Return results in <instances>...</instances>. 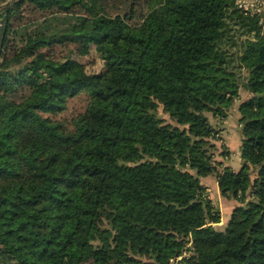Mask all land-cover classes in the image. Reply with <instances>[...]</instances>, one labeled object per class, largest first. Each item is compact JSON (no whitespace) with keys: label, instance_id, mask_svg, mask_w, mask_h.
Returning a JSON list of instances; mask_svg holds the SVG:
<instances>
[{"label":"trees","instance_id":"trees-1","mask_svg":"<svg viewBox=\"0 0 264 264\" xmlns=\"http://www.w3.org/2000/svg\"><path fill=\"white\" fill-rule=\"evenodd\" d=\"M0 17L5 261L264 264L260 15L236 0H0ZM234 108L239 169L210 118ZM210 175L237 201L221 227Z\"/></svg>","mask_w":264,"mask_h":264},{"label":"rangeland","instance_id":"rangeland-1","mask_svg":"<svg viewBox=\"0 0 264 264\" xmlns=\"http://www.w3.org/2000/svg\"><path fill=\"white\" fill-rule=\"evenodd\" d=\"M248 96V92L246 90H241V95L239 99H245ZM239 99L236 102V105L238 106L239 104ZM84 98L83 97H76L74 99L71 100L70 102V110L69 112H67V114H70L71 111L77 110V109H83L84 108ZM236 106V108H237ZM236 108H234L231 112V115L229 116V118L225 119V120H220L218 118H214L213 116L210 115L211 118V122L217 127L222 129L221 135H223V139L218 141V146L222 144V141L224 143H226V145L228 146V149L231 152V156H234L237 152H239L238 149H236L238 147V139H236L237 137H239L238 133L240 131L239 128V122L237 120V111ZM159 113L166 117L169 118V115L165 112H163V109L160 107L159 109ZM229 131L231 132H235L234 133V137H231ZM237 133V134H236ZM237 136V137H236ZM240 145H241V141H239ZM238 150V151H237ZM230 156V157H231ZM227 165H231L230 163V159H228V161L226 162ZM232 166V165H231ZM233 167V166H232ZM236 167V166H235ZM208 188V192H214V188L210 187L209 185H207ZM209 193V194H210ZM214 199H217V197H215ZM222 214V213H221ZM179 260H177L176 262L173 261L172 264H178ZM0 264H9L7 261H5L1 256H0Z\"/></svg>","mask_w":264,"mask_h":264},{"label":"crops","instance_id":"crops-1","mask_svg":"<svg viewBox=\"0 0 264 264\" xmlns=\"http://www.w3.org/2000/svg\"><path fill=\"white\" fill-rule=\"evenodd\" d=\"M236 111H237V120H238L240 114H239L237 109H236ZM238 129H240V128H238ZM229 133H230L231 137H234L233 135L235 132L229 131ZM238 135H239V137L236 136L237 137L236 139L241 141L240 131H239ZM239 141L237 143L238 147L236 148L239 150V152H237L234 156L230 157V163L235 169H239L242 165L241 148H240ZM204 182L206 183V185H209L210 187L214 188L213 189L214 192H211V193L209 192V193H210V196L213 198L216 206L221 210L222 218H221V221L217 223V226L221 227L222 225H224L226 223V221L230 215V211L237 204V201L235 199H230V198H227V197L222 195L218 180L214 175H210V176L206 177L204 179ZM215 197H217V199H214Z\"/></svg>","mask_w":264,"mask_h":264},{"label":"built area","instance_id":"built-area-1","mask_svg":"<svg viewBox=\"0 0 264 264\" xmlns=\"http://www.w3.org/2000/svg\"><path fill=\"white\" fill-rule=\"evenodd\" d=\"M236 4L239 9H241L243 12L252 14V15H260V22L262 23L264 18V0H236ZM4 26L3 19L0 17V33ZM2 61V57L0 55V63ZM182 256H178V258L175 260H179Z\"/></svg>","mask_w":264,"mask_h":264}]
</instances>
